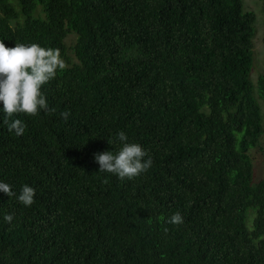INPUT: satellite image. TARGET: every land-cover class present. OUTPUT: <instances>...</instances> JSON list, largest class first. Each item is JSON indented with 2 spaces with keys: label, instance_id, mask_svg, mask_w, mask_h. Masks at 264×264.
Instances as JSON below:
<instances>
[{
  "label": "trees",
  "instance_id": "obj_1",
  "mask_svg": "<svg viewBox=\"0 0 264 264\" xmlns=\"http://www.w3.org/2000/svg\"><path fill=\"white\" fill-rule=\"evenodd\" d=\"M255 20L243 0H0L6 47L58 48L68 65L41 89L54 112L11 118L23 135L0 103V182L16 194L0 192V264H264ZM121 131L153 161L133 180L94 159Z\"/></svg>",
  "mask_w": 264,
  "mask_h": 264
},
{
  "label": "clouds",
  "instance_id": "obj_2",
  "mask_svg": "<svg viewBox=\"0 0 264 264\" xmlns=\"http://www.w3.org/2000/svg\"><path fill=\"white\" fill-rule=\"evenodd\" d=\"M67 67L58 48H44L35 43H19L13 48H8L0 41V103L3 104L4 123L9 132H15L17 136L24 134V123L20 119H11L18 114L36 117L42 111H55L49 108L41 89L56 78L58 71H64ZM70 114V110H65L61 112V117L66 121ZM117 139L122 144L118 152L94 155L95 162L99 164V172L114 174L120 180H133L151 168L152 158L141 145L129 143L123 131L118 133ZM0 192L9 197L16 195L12 187L4 182H0ZM35 195L34 188L23 185L18 200L25 206H31L35 203ZM13 219V214L4 216V221L9 224ZM183 222L179 212L174 213L167 221L173 225Z\"/></svg>",
  "mask_w": 264,
  "mask_h": 264
},
{
  "label": "rangeland",
  "instance_id": "obj_3",
  "mask_svg": "<svg viewBox=\"0 0 264 264\" xmlns=\"http://www.w3.org/2000/svg\"><path fill=\"white\" fill-rule=\"evenodd\" d=\"M244 9L255 14V36L253 38L254 45V65L252 71V81L257 82L260 75L264 76V2L262 0H243ZM76 36L69 34L65 40L68 47L69 64L77 62L72 50ZM254 168V182L264 179V138L261 139L259 145L248 151ZM253 213L250 211L248 215V225L251 224Z\"/></svg>",
  "mask_w": 264,
  "mask_h": 264
}]
</instances>
